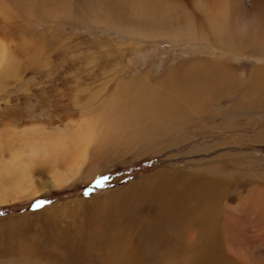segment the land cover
<instances>
[{"label": "rangeland", "instance_id": "obj_1", "mask_svg": "<svg viewBox=\"0 0 264 264\" xmlns=\"http://www.w3.org/2000/svg\"><path fill=\"white\" fill-rule=\"evenodd\" d=\"M51 3L0 0V53L15 60L11 65L14 74L1 75L0 80V165L11 169L21 167L22 161L29 163L32 169L24 186L39 191L0 203V264H53L58 257L68 256L69 248L76 249L77 228L103 214L101 207L109 206V200L126 187L147 181L163 170L187 169L205 177L209 175L204 170L208 166H216V177L231 184L215 204L216 209L213 206L221 234L220 252L228 264H264V95L242 91L250 87L247 79L253 71L249 69L259 66L258 56L245 53L231 57L208 43L131 42L123 35L75 26L67 17L59 27L55 20L44 19ZM35 8L43 19L32 14ZM193 59H219L228 70L234 69L236 82L232 86L215 82L218 75L196 69L185 70L178 79L167 77L181 60L189 63ZM148 75L151 84L164 86L156 91L163 93L160 100L179 104L182 116L179 114L175 129H153L144 136L140 134L144 123L124 121L128 112L118 106L112 114L113 120L123 119L118 129L90 141L83 157L70 162L71 181L52 186V175H58L59 169H54L46 157L30 160L35 147L46 144L44 150L50 152L54 148L47 143L50 136L61 140L60 134L87 130L88 122L100 116L99 122L108 126L112 119L106 117L117 100L118 84ZM182 86L192 87L187 89L189 94L194 89L189 100L176 91ZM31 134L39 137L35 139L37 145L27 141ZM56 149L58 155L59 146ZM140 150L143 152L138 156ZM101 177L108 179L97 187ZM2 182L0 179V185ZM94 199L101 204L97 209ZM38 200L49 203L36 208ZM199 224L194 222L183 230L182 239L193 244ZM32 243L37 246L32 248ZM25 245L29 251L19 254L18 248ZM88 251L84 246L79 257L92 259L96 255L90 252L89 256ZM182 255L175 251L165 262L186 264L180 259Z\"/></svg>", "mask_w": 264, "mask_h": 264}, {"label": "bare ground", "instance_id": "obj_2", "mask_svg": "<svg viewBox=\"0 0 264 264\" xmlns=\"http://www.w3.org/2000/svg\"><path fill=\"white\" fill-rule=\"evenodd\" d=\"M51 4L48 16L44 19L55 20L59 27L67 17L68 21L75 26L98 28L117 36L123 35L131 42L153 43L162 40L169 43L192 42L198 45L208 43L219 47L224 54H231V57L245 53L258 56L261 61L257 59L259 66L256 65L255 69L253 67L249 69L253 71L247 79L250 87L246 86L242 88V91L264 95V0H52ZM32 14L43 19L40 18L37 8ZM238 30H240L241 38L236 35ZM13 59L4 52L0 53V80L1 75L13 73L14 68L11 69L15 61ZM176 60L178 62L179 59ZM195 69L200 73L203 71L218 75L215 82L227 83L230 86L236 82L234 69L228 70L226 64L219 59L211 61L193 59L189 63L181 60L171 69L167 77L178 79L185 70ZM149 80V75L147 77L138 76L127 78L118 84L115 92L117 100L112 103V109L108 111L106 117L112 119L108 126H103L99 122L102 119L100 116L88 122L87 130L74 129L73 135L60 134L61 140L55 138V135L50 136L47 143L54 147L50 152H45L46 144L35 147L30 160L46 157L51 160L54 169H59L58 175H52V186H62L71 181L73 169L70 162L80 156L83 157L82 154L90 141L118 129L123 119L121 117L113 120L114 115H112L114 108L118 106L128 112V119L124 121L132 119V121L144 123L140 132L144 136H148L150 130L153 129H175L179 114H181L179 104L177 105L176 101L160 100L163 93L156 91L163 90V85L157 82L153 85L154 83L151 84ZM219 85L216 84V86ZM191 88L182 86L176 91L183 96L184 100H189L190 95L194 94V89L190 91V94L187 93V89ZM215 94L218 93L215 92ZM131 100L134 102L129 105ZM74 125L77 126V124ZM98 126L106 131L99 129ZM32 132L33 134L38 133L36 130ZM33 134L27 141L33 140L32 142L37 145L35 139L39 137ZM134 136H137L136 130ZM57 146L60 148L58 155H56ZM142 152L143 150L137 152L138 156ZM153 152L158 153L156 150ZM21 164V167L16 165L11 166V169L0 165V179H3L1 185L4 188L0 189V203L24 197L26 192H31V195L39 192L32 189L27 190L24 186L32 167L28 165L29 163L25 164V161ZM204 170L209 175L203 177L198 174L201 178L188 173L187 169L186 171L163 170V172H156L147 181L140 180L126 187L112 200H109V206L101 207L103 214L77 228V232L75 231V237L78 238L76 249L69 248L68 256L58 257L53 264H169L165 262L166 257L178 250L183 253L184 258L180 259L186 261V264H228L219 250L221 234L213 209L214 207L216 209L215 204L221 201L231 184L216 177V166H208ZM261 189L259 187L258 190L261 191ZM94 200L96 204L93 207L97 209L100 203ZM198 221L200 224L196 230L195 239L197 240L193 244L184 241L182 231ZM32 244L34 245H31L32 248L37 246V243ZM25 246L18 248L19 254L29 251L28 246ZM84 246L89 250V256L90 252H96L92 259L79 257ZM192 249L199 254L193 252Z\"/></svg>", "mask_w": 264, "mask_h": 264}, {"label": "snow or ice", "instance_id": "obj_3", "mask_svg": "<svg viewBox=\"0 0 264 264\" xmlns=\"http://www.w3.org/2000/svg\"><path fill=\"white\" fill-rule=\"evenodd\" d=\"M108 179V177H101L99 178L97 181H96V186L97 187H100V186H103L104 185V182ZM49 203V201H45V200H38L34 207L36 208H40V207H43L45 204Z\"/></svg>", "mask_w": 264, "mask_h": 264}]
</instances>
